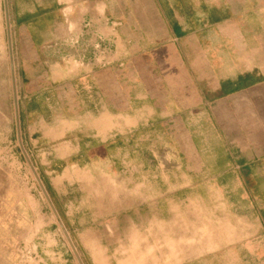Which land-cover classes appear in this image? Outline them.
<instances>
[{"label":"crops","instance_id":"crops-1","mask_svg":"<svg viewBox=\"0 0 264 264\" xmlns=\"http://www.w3.org/2000/svg\"><path fill=\"white\" fill-rule=\"evenodd\" d=\"M2 4L3 140L14 126L24 154V126L46 123L41 102L50 101L48 94L60 82L70 93L80 87L86 108L100 110L99 118H112L111 130L117 129L114 110L120 106L121 78L127 75L132 139L141 127L149 141V133L160 126L173 143L167 165L177 173L241 174V187L264 188V0ZM251 12L260 23L250 34L246 21ZM34 131H28L29 140ZM183 187L177 183L169 195ZM22 248L16 250L19 264H34L40 257L37 245Z\"/></svg>","mask_w":264,"mask_h":264},{"label":"rangeland","instance_id":"rangeland-1","mask_svg":"<svg viewBox=\"0 0 264 264\" xmlns=\"http://www.w3.org/2000/svg\"><path fill=\"white\" fill-rule=\"evenodd\" d=\"M257 16H247L250 34ZM127 82L117 129L60 82L41 102L46 123L24 126V154L14 126L8 141L0 135V264H19L18 247L33 245L34 264H264V188L241 187V174L177 173L160 126L132 139Z\"/></svg>","mask_w":264,"mask_h":264}]
</instances>
